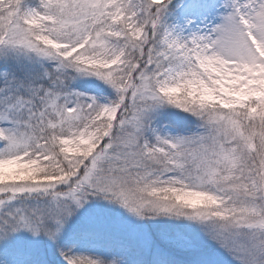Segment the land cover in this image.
Instances as JSON below:
<instances>
[{
  "label": "snow or ice",
  "instance_id": "snow-or-ice-1",
  "mask_svg": "<svg viewBox=\"0 0 264 264\" xmlns=\"http://www.w3.org/2000/svg\"><path fill=\"white\" fill-rule=\"evenodd\" d=\"M0 264H264V0H0Z\"/></svg>",
  "mask_w": 264,
  "mask_h": 264
}]
</instances>
